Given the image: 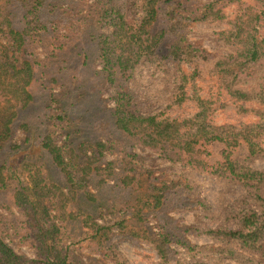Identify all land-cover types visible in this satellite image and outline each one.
Masks as SVG:
<instances>
[{"label":"trees","instance_id":"16d2710c","mask_svg":"<svg viewBox=\"0 0 264 264\" xmlns=\"http://www.w3.org/2000/svg\"><path fill=\"white\" fill-rule=\"evenodd\" d=\"M83 4L74 19L79 28L76 33L57 44L44 45L46 55L41 60L35 55L30 39L40 43L48 30L45 14V9L49 12L48 0H0V187L8 186L16 176L18 187L14 201L24 216L25 240L35 256L30 259L16 252L5 241L3 233L6 230L0 228V264H38L43 261L69 264L66 241L59 236L65 223L59 208L65 206L66 196L74 200L82 197L89 203L97 201L88 188V169L79 164V152L87 154L84 140V143L71 142L68 133L63 144L58 145L47 133H42L35 118L29 119L33 114L34 88L39 79L41 88H46L45 83L51 85L60 80L62 92L56 98L52 123L72 118L84 124L83 120L109 111L106 117L112 120L110 123L119 139L158 152L168 161L240 182L253 195L254 203L247 208L244 206L238 213L239 226L232 230L218 228L202 232L213 238L236 239L241 249L264 256V170L248 164L253 157H264V0L251 3L207 0L196 4L194 0H136V17L130 12V0H83ZM228 5L236 7L231 16L225 12ZM195 22L225 25L217 31L216 39L231 50L212 57L190 42L187 32ZM83 39L92 42L89 50L85 49ZM210 59L215 60L211 73L217 77L219 91H224L237 103L241 114L251 116V119L216 124L213 101L202 98L195 89L193 97L187 95L188 85L195 88L199 65ZM141 61L163 70L166 61L173 64L178 83L174 102L181 106L188 99L192 100L194 115L159 117L138 110L127 85L135 65ZM186 63L193 66L190 73L184 69ZM80 65H91L93 73L78 76L74 71ZM106 84L113 90L109 98L114 102L112 108L107 107L106 100L101 97ZM50 92L55 97L52 89ZM38 116L39 124L46 123V113L41 112ZM18 131L24 133V142L13 144ZM67 142L72 144L68 146ZM22 144L25 149L30 146L27 154L35 145L44 150L62 172L64 183L56 185L57 192L52 190L53 185L32 176L23 183L25 178L14 169L17 162L28 160L24 153L20 160L15 158ZM98 145L103 147L104 143L98 142ZM64 149L70 150L71 155L65 154ZM150 191L153 196L144 191L140 198L142 204L131 210L125 207L112 224L98 223L90 217L91 222L85 225L92 232L91 250L108 257L111 264H129L114 248L112 228L119 230L127 223L134 227L141 218L153 236L150 242L161 259L167 258L169 241H172L179 244L192 260H197L196 257L202 256L200 247L182 239L189 228H181L180 235L165 231L166 222L160 214L167 213L171 204V187L164 184ZM197 204L203 206L200 200ZM104 212L101 210L100 218ZM228 250L226 258L234 260L238 253L234 249Z\"/></svg>","mask_w":264,"mask_h":264},{"label":"rangeland","instance_id":"374dc122","mask_svg":"<svg viewBox=\"0 0 264 264\" xmlns=\"http://www.w3.org/2000/svg\"><path fill=\"white\" fill-rule=\"evenodd\" d=\"M194 1L196 4L204 3L207 0ZM245 1L251 3L253 0ZM83 5V0H48L49 12H46L45 9L48 30L44 32L40 43L30 39L34 53L39 59L44 60L45 58L44 45L49 47L50 43L57 44L59 40L68 39V36L76 33L79 28L75 26L74 19L82 10ZM235 8V5L226 6V14L233 15ZM130 12L132 16L136 17V0H130ZM17 26H20V23ZM224 27L225 25L218 22H195L189 27L187 38L212 57L219 53H227L231 48L216 39L217 31ZM82 42L85 49L89 50L92 42H87L84 39ZM214 61L210 59L209 62L199 65L195 88L188 85L185 89L187 95L193 97L195 89L202 98L211 99L216 124L251 119V116L241 114V111L237 109V103L229 99L224 91H219L217 77L211 73ZM81 63L82 61H80ZM97 64H99L98 67H101L100 63ZM164 66L165 70L154 67L145 61L135 65L133 77L128 81L127 87L134 96L138 110L143 114L159 117L185 118L194 115L195 104L192 100L188 99L181 106L174 102V93L178 85L174 67L169 61H166ZM192 67L186 63L184 69L190 73ZM55 69L59 75L58 67ZM74 72L78 76L92 74L93 68L91 65H80V68ZM48 78L50 79V77ZM40 84L41 80L39 79L34 88L33 114L30 113L32 117L29 119L35 118L34 120L40 126L42 133H47L58 145L63 144L65 135L68 133H70L71 142L80 143L84 140L85 143L82 142L85 144L84 148L87 154L85 156L79 152L81 155L79 164L88 169H86L88 188L97 198L95 203H89L82 197L74 200L70 198L71 196H66L65 206L59 208L60 214L65 219L59 236L66 241L69 264H111L108 257L91 250L92 232L85 223H90L91 217L98 223L112 224L120 217L122 209L127 207L131 210L133 206L142 204L143 201L140 198L144 191H149L146 195L153 196L150 190L158 189L164 184L169 185L172 192L171 204L167 213L160 214L166 222L165 231L180 235L181 228H189L190 230L184 233L182 239L188 244L198 245L202 256L196 257L198 261H194L179 244L169 241L170 252L169 254L167 252L165 260L161 259L150 242L153 236L149 234L140 218L134 227L127 223L123 225L122 229L112 228L115 238L114 248L117 249L123 260L129 264H264V256L241 249L238 240L213 238L202 232L218 228L232 230L239 226L238 213L243 210L244 206L247 208V205L254 203L253 195L240 182L211 176L178 162L168 161L162 158L158 152L133 144L130 140L119 139L114 125L110 123L112 120L106 117L109 111L83 120L84 124L78 123L72 118L69 121L54 124L51 122V117L56 111L58 93L62 92L59 85L60 80L55 84L52 83L53 86L45 83L46 88H41ZM51 89L55 93V97L50 92ZM112 92V87L109 84L104 85L101 97L106 100L105 103L109 108L114 105L113 100L109 99ZM41 112L46 113L47 121L44 124H39L38 115ZM24 138V133L18 131L13 138V144L23 143ZM71 142H67L68 146L72 144ZM98 142H103L104 146L100 147ZM35 143L36 141L33 144ZM25 147L23 145L21 151L15 153L17 154L15 158L18 157L20 160L24 153L28 156V160L17 162L14 167L15 172L22 174V178H25L24 184L32 176L53 185L52 190L57 192L56 185L62 186L64 183L62 172L52 163L51 158L44 150L35 145L30 152L28 151L29 156L26 151L30 146L27 149ZM23 149L25 152H22ZM69 151L64 149L65 154L71 155ZM14 160L16 162V159ZM248 164L255 169L264 170V157H253L248 160ZM8 184L5 188L0 187V228L6 230L3 233L5 241L16 252L34 259L33 248L25 240L24 216L14 201L15 190L18 187L16 176L13 177L12 183ZM174 191L179 192L174 193ZM199 200L203 202V206L197 204ZM180 203L183 204L180 205ZM103 209L105 212L103 218H100ZM228 249H234L238 253L234 260L226 258ZM38 264L47 263L43 261Z\"/></svg>","mask_w":264,"mask_h":264}]
</instances>
